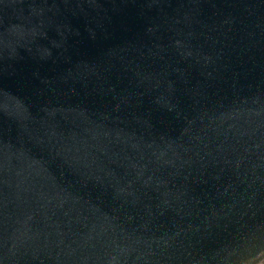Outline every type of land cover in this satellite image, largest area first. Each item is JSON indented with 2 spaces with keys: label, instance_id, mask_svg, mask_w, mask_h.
Returning <instances> with one entry per match:
<instances>
[{
  "label": "water",
  "instance_id": "1",
  "mask_svg": "<svg viewBox=\"0 0 264 264\" xmlns=\"http://www.w3.org/2000/svg\"><path fill=\"white\" fill-rule=\"evenodd\" d=\"M0 264H264V0H0Z\"/></svg>",
  "mask_w": 264,
  "mask_h": 264
}]
</instances>
